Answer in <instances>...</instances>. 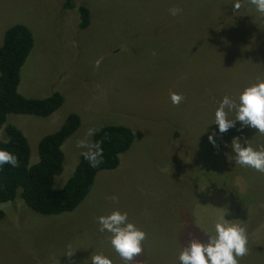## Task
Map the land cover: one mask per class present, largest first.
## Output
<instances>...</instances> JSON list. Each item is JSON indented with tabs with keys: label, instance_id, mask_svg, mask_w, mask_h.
Returning a JSON list of instances; mask_svg holds the SVG:
<instances>
[{
	"label": "rangeland",
	"instance_id": "obj_1",
	"mask_svg": "<svg viewBox=\"0 0 264 264\" xmlns=\"http://www.w3.org/2000/svg\"><path fill=\"white\" fill-rule=\"evenodd\" d=\"M63 1L0 0V46L15 24L34 36L19 93L41 99L59 92L64 99L46 118L8 115L0 138H7L5 126L18 128L33 165L40 139L78 114L80 126L62 146L56 189L74 170L83 151L76 143L89 128L124 125L134 141L116 169L96 175L72 212L42 216L19 196L2 204L0 264H90L91 255L110 254L97 217L116 209L146 233L130 264H180L181 250L191 239L206 241L223 210L233 223L236 213L250 219L248 253L239 264H264V231L252 225L259 219L264 226V173L234 166L225 147L234 136L264 146V135L238 131L237 123L213 148L205 132L224 95L238 97L264 80V18L248 0L238 12L233 0H73L91 15L90 25L79 29L77 9H62ZM173 7L182 13L171 16ZM172 92L185 99L173 105ZM109 256L112 264H125L114 260L117 253Z\"/></svg>",
	"mask_w": 264,
	"mask_h": 264
},
{
	"label": "trees",
	"instance_id": "obj_2",
	"mask_svg": "<svg viewBox=\"0 0 264 264\" xmlns=\"http://www.w3.org/2000/svg\"><path fill=\"white\" fill-rule=\"evenodd\" d=\"M74 8L79 15V29H86L90 25L89 9L83 4L76 6L73 0L63 1L62 9ZM33 47V33L25 25L15 24L5 30L0 46V128L10 114L46 118L56 112L64 102L59 92L41 99L27 98L19 93L20 72ZM80 120L78 114L71 113L58 130L42 137L37 145L38 160L33 165L29 163L30 147L23 133L13 125L5 126L3 131L10 138V143H3L4 139L0 138V148L12 152L18 163L16 167L6 164L0 168V206L19 196L30 210L42 216L72 212L90 193L100 171H110L118 167L119 156L131 147L134 133L124 125L103 126L92 137L93 142H103V162L93 168L81 155L65 184L59 189L54 188L55 178L63 171L62 146L79 128ZM230 191L239 194L236 188H230ZM253 213L258 216V213ZM2 218L4 211L0 207V220ZM234 219L244 228L250 226V219L246 215L236 213ZM255 223V229L264 231V226L259 225V219L252 225ZM110 252L116 253L113 248Z\"/></svg>",
	"mask_w": 264,
	"mask_h": 264
},
{
	"label": "clouds",
	"instance_id": "obj_3",
	"mask_svg": "<svg viewBox=\"0 0 264 264\" xmlns=\"http://www.w3.org/2000/svg\"><path fill=\"white\" fill-rule=\"evenodd\" d=\"M242 3L243 0H233L234 12L239 11ZM248 3L253 5L264 18V0H248ZM181 13V8L169 9V14L173 17ZM169 99L173 105H179L185 98L181 94L172 92L169 94ZM232 114H234L233 118H229ZM237 123L240 125L238 131L249 128L254 129L255 134L264 135V80L258 79L255 84L245 87L238 97L227 94L222 97L215 109L212 124L205 130L208 132V143L213 148L218 147L217 138L229 129L236 128ZM212 125H215V128L209 131ZM99 131V128H89L85 137L76 143L77 148L83 150L81 151L83 158L93 168L103 162L104 156L103 142L91 140ZM3 143H10V138H5ZM225 147L231 150L226 156L227 159L230 157L234 166L248 167L264 173V146L254 148L249 143V139L242 140L240 136H234ZM17 163V157L12 152L0 148V168L6 164L16 167ZM110 199L114 203L118 202L116 196ZM226 215V210H223L219 221L214 224L213 233L208 235L206 241L202 242L198 239L189 241L178 256L180 264H239L238 258L248 253L246 229L238 223L226 220ZM97 223L98 231L109 234L110 249L113 248L125 264H130L134 257L142 253V242L146 239V233L129 221L126 211L113 210L107 215L97 217ZM110 254L91 255L90 264H112V260L108 258ZM71 255L70 252L68 256Z\"/></svg>",
	"mask_w": 264,
	"mask_h": 264
}]
</instances>
